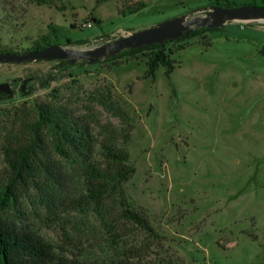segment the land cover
Returning <instances> with one entry per match:
<instances>
[{
    "label": "rangeland",
    "instance_id": "obj_1",
    "mask_svg": "<svg viewBox=\"0 0 264 264\" xmlns=\"http://www.w3.org/2000/svg\"><path fill=\"white\" fill-rule=\"evenodd\" d=\"M138 1L0 0V46L29 47L53 24L71 40L88 41L61 46L85 50L215 5L142 0L139 10L120 13ZM179 44L172 72L166 76L158 66L153 81L144 77L141 54L93 63H0V83L9 89L0 91L1 218L79 264H264V21H228L166 47ZM107 89L132 124L128 141H118L132 167L122 189L151 230L120 218L114 198L104 200L102 217L95 213L72 161H62L53 190L18 182L6 189L1 144L33 135L36 104L82 115L99 140L100 126L121 127L95 101Z\"/></svg>",
    "mask_w": 264,
    "mask_h": 264
},
{
    "label": "trees",
    "instance_id": "obj_2",
    "mask_svg": "<svg viewBox=\"0 0 264 264\" xmlns=\"http://www.w3.org/2000/svg\"><path fill=\"white\" fill-rule=\"evenodd\" d=\"M35 1L46 3L51 0ZM100 1L97 0V2ZM212 1L215 5L227 7L235 5L231 0ZM259 1L264 6V0ZM144 5L145 2L141 0L121 9L120 13H133ZM47 28V33L33 41L29 47L12 50L10 47L0 46V54L18 55L50 45L62 43L81 45L88 42L82 39L71 40L61 27L53 24H48ZM208 30L212 28L201 26L192 30L187 36L135 48H124L108 57L107 60L138 57L141 54L145 57L144 77L153 81L154 71L158 66L163 67L166 76L172 72L175 61L171 55L175 50L183 47V44H179L175 49H171L166 47L167 44L177 43L185 38L202 37V34ZM58 61L64 62V60ZM95 101L111 116L117 117L121 124L117 131L106 125L100 126L103 134L99 140H96L92 126L82 115H75L70 109L50 102L36 104V118L30 123L33 135L24 140L9 136L1 144L2 159L8 177L6 189L10 188L9 184L18 182L45 191L53 190L62 172V161H72L85 180V198L90 201L95 213L102 217L104 200L114 198L118 203L120 218L151 230L141 212L128 206L122 189V183L132 173V167L127 164V152L118 143V141L126 142L129 139L132 129L129 114L108 89L100 92ZM47 144L50 145V154L56 156V159H51ZM96 150L98 156H94ZM4 200V197L0 195V210ZM0 264L79 263L54 255L42 240L6 222L0 215Z\"/></svg>",
    "mask_w": 264,
    "mask_h": 264
},
{
    "label": "water",
    "instance_id": "obj_3",
    "mask_svg": "<svg viewBox=\"0 0 264 264\" xmlns=\"http://www.w3.org/2000/svg\"><path fill=\"white\" fill-rule=\"evenodd\" d=\"M264 21V6L242 4L236 6L211 5L201 16L179 15L160 21L152 26L121 35L111 42L85 50L61 45H50L36 51L22 54H0V63H22L28 60H67L73 63L84 59L86 63L96 62L104 56H113L124 48L161 43L168 39L187 36L192 30L206 26L219 27L228 21ZM0 91L9 93L6 83H0Z\"/></svg>",
    "mask_w": 264,
    "mask_h": 264
},
{
    "label": "built area",
    "instance_id": "obj_4",
    "mask_svg": "<svg viewBox=\"0 0 264 264\" xmlns=\"http://www.w3.org/2000/svg\"><path fill=\"white\" fill-rule=\"evenodd\" d=\"M87 26H90V24L88 23Z\"/></svg>",
    "mask_w": 264,
    "mask_h": 264
}]
</instances>
